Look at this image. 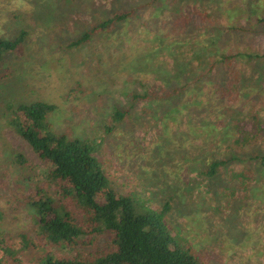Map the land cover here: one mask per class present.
<instances>
[{
	"label": "trees",
	"instance_id": "1",
	"mask_svg": "<svg viewBox=\"0 0 264 264\" xmlns=\"http://www.w3.org/2000/svg\"><path fill=\"white\" fill-rule=\"evenodd\" d=\"M174 1L182 0H145L138 6L116 10L111 17L95 14L92 10L96 7L91 3L94 22L69 46H79L103 32L111 33L142 10H151L149 17L156 26L167 5H176ZM192 1L200 3V12L205 17L212 18L203 17V23L207 21V24L197 27L186 21L188 28L176 31L175 36L179 39L185 35L184 40L192 38L197 46L189 40L185 48L180 40L175 50L169 51L172 68L157 58L159 48L150 50L145 56L147 62H137L136 68L151 73L160 84L147 87L142 80L131 78L143 89H134L128 108H116L107 129L110 135L129 122L135 125L130 119L140 100L157 106L153 112L159 114L154 117L160 120L163 129L159 135L161 141L157 142L159 149L153 154L157 158L148 165L170 168L161 171V183L156 185L157 190L167 192L163 198H158L157 192H119L91 139L70 138L49 127L51 103L34 101L18 105L23 120L13 121V126L40 158L52 164L50 179L68 185L62 186L59 193L71 204L69 208L56 205L55 197L42 192L39 198L32 199L38 245L47 249L52 246L73 249L88 237L90 244L99 248L91 256L82 253L56 256L47 250L42 264H205L195 242L179 236L183 228L173 221L174 215L189 218L193 208H206L205 195L194 201L191 190H206L211 210L228 221L243 215L252 221L264 220V48L219 52L217 47V41L240 42L245 35L261 29L264 33V0H248L246 4L244 0L223 2L228 11L225 24L220 22L224 17L222 8L213 7L212 2L219 0ZM212 8L217 11L211 12ZM171 14L177 22L183 16V8ZM242 17L245 24L240 21ZM199 29L205 34L197 32L191 36V32ZM156 30L159 33L161 29ZM25 33L22 30L13 40L0 34V60L16 50ZM163 34H156L154 41L162 42L160 37L166 39ZM171 45L170 42L165 47ZM194 61L198 67L193 66ZM181 116L188 118V132L183 136L165 134L169 123L180 124ZM165 161L170 163L168 167ZM191 172L195 177L190 178ZM177 193L184 200H176ZM234 234L235 241H242L238 231ZM247 235L244 232V239ZM4 250L5 260L9 258L13 264H21L18 257L13 258Z\"/></svg>",
	"mask_w": 264,
	"mask_h": 264
},
{
	"label": "rangeland",
	"instance_id": "2",
	"mask_svg": "<svg viewBox=\"0 0 264 264\" xmlns=\"http://www.w3.org/2000/svg\"><path fill=\"white\" fill-rule=\"evenodd\" d=\"M226 1L212 2L213 7L222 8L224 17L220 22L224 24L228 22V11L223 5ZM143 2L145 0H0L1 36L13 40L26 30L25 38L16 50L0 60V264H13L12 259L5 260L4 248L13 258L18 257L21 264H42L47 250L56 256L77 253L91 256L99 250L90 244L88 237L73 249L66 246L47 249L38 245V224L31 207L34 197L39 198L42 192L55 197L56 205L69 208L71 204L59 193L62 186L68 185L50 179L52 164L40 158L13 126V121L23 120L17 110L22 103H51L53 110L48 114L47 123L53 131L70 138L91 139L96 154L111 180L116 182L119 192H157L158 198L167 193L157 190L156 185L161 183V171L170 168H163L162 164L158 167L148 165L157 158L153 154L159 149L157 142L161 141L159 135L163 129L160 120L154 117L159 114L153 112L157 106L140 100L130 119L135 125H130L128 118L129 123L124 128L110 135L107 129L116 108H128L134 89H143L139 82L131 78L142 80L147 87L160 84L151 73L136 68L137 62H147L145 56L150 50L159 48L157 58L172 68L173 59L169 51L175 50L180 40L185 48L189 40L197 46L194 39L184 40L185 35L178 39L175 33L188 28L186 21L193 22L196 25L193 27L207 24V21L203 23L205 15L200 12V3L182 0L178 4L174 1L175 5L171 2L157 27L151 23V10H142L141 14L117 25L111 33L103 32L79 46H69L94 22L90 12L93 5L96 7L92 10L95 14L111 17L116 10L132 8ZM247 2L244 0V4ZM180 8H183V16H179L176 22L171 12ZM210 11L217 10L212 8ZM246 11L244 9V14ZM240 21L245 24L243 17ZM159 27L160 32L155 33ZM261 31L245 35L240 42L217 41L218 50H262L264 33ZM197 32L205 34L199 29L191 32V36ZM162 33L166 39L160 37L162 42L154 41L155 35ZM176 38L178 41H175ZM170 42L172 45L166 48ZM196 64L194 61L193 66L196 67ZM180 119V124L169 123L170 128L164 131L165 134L185 135L189 121L187 116ZM165 162L168 167L170 163ZM193 177L195 173L191 172L190 178ZM147 188L150 190H145ZM190 194L194 201L201 200L200 196L205 195L206 208H193L189 218L182 214L174 215L173 221L183 228L179 236L195 242L198 255L205 264H264L263 219L252 221L240 215V219L228 221L211 210L206 190H191ZM175 198L184 200L178 193ZM237 231L242 239L240 242L234 240ZM244 232L248 233L245 239ZM105 240H102L103 244Z\"/></svg>",
	"mask_w": 264,
	"mask_h": 264
}]
</instances>
